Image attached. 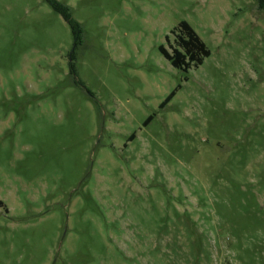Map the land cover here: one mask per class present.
<instances>
[{"label": "rangeland", "instance_id": "374dc122", "mask_svg": "<svg viewBox=\"0 0 264 264\" xmlns=\"http://www.w3.org/2000/svg\"><path fill=\"white\" fill-rule=\"evenodd\" d=\"M58 1L76 37L0 0V264H264L258 1ZM181 20L187 71L159 51Z\"/></svg>", "mask_w": 264, "mask_h": 264}, {"label": "trees", "instance_id": "16d2710c", "mask_svg": "<svg viewBox=\"0 0 264 264\" xmlns=\"http://www.w3.org/2000/svg\"><path fill=\"white\" fill-rule=\"evenodd\" d=\"M54 11L62 15L73 30L74 36H77L79 24L72 19L69 13V7L62 4L58 0H45ZM260 9H264V0H257ZM174 33L175 44H170L171 51L167 50L164 45H159V51L167 59L170 64L178 69L187 71L191 66H198L202 64L205 57L210 55V49L205 42L199 37L193 27L185 20H181L178 25L171 29ZM168 40V35H166ZM180 88L178 84L169 94L160 102L159 107L163 108L172 97L175 95L177 89ZM152 120V116H148L144 125H147ZM135 134H131L128 140H132Z\"/></svg>", "mask_w": 264, "mask_h": 264}]
</instances>
